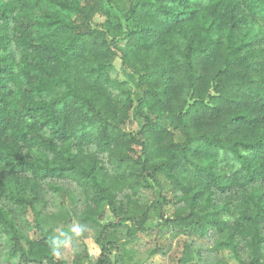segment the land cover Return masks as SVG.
<instances>
[{
  "label": "trees",
  "instance_id": "1",
  "mask_svg": "<svg viewBox=\"0 0 264 264\" xmlns=\"http://www.w3.org/2000/svg\"><path fill=\"white\" fill-rule=\"evenodd\" d=\"M106 4L116 20L96 28ZM116 58L139 98L112 79ZM25 176L81 187L96 264H114L123 231L129 261L155 236L152 255L184 238L176 264H196L211 229L239 264H264V195L248 189L264 183V0H0V198L24 214L39 202L12 183ZM150 191L174 208L154 226ZM0 229L25 264H66L50 238L19 245L1 207Z\"/></svg>",
  "mask_w": 264,
  "mask_h": 264
},
{
  "label": "rangeland",
  "instance_id": "2",
  "mask_svg": "<svg viewBox=\"0 0 264 264\" xmlns=\"http://www.w3.org/2000/svg\"><path fill=\"white\" fill-rule=\"evenodd\" d=\"M115 9L106 4L105 12L98 16L93 26L102 28L106 21L115 22ZM111 77L122 83L124 88L136 92L139 98L138 85L140 76L133 73L122 65L119 58H116L111 70ZM128 128L136 130L137 124H129ZM182 168L177 171L181 173ZM12 183L16 189L24 192L27 196H36L39 202L33 207H27L26 213L18 211L16 207L6 199L0 198V207L14 216L16 226L20 231L19 245L26 248V240H42L45 237L56 242L55 259L64 261L66 264H96L100 255V247L96 244L98 230L82 224L79 219L86 210L87 201L80 186L71 181L57 180H36L31 176L15 178ZM249 191L259 190L264 195V183H259ZM142 204H145L146 213L150 210V224L154 226L159 221H164L174 213L173 207H163L156 203L158 192L152 191L143 194ZM216 202L237 203L235 193L220 194L214 193ZM153 206V208H152ZM116 218L108 211L107 221H114ZM132 233L136 234L134 222L128 223ZM153 229V228H152ZM79 230L80 235H77ZM153 231H155L153 229ZM264 233V230H263ZM112 235V234H111ZM226 233L211 229L204 239L194 241L192 251L196 256V264H239L230 248L217 249V245L226 240ZM115 242V248L111 252L114 264H176L181 257L185 239L173 240L171 249L166 256L160 254L152 255V251L162 246L165 242L155 236H143L142 242L138 245V254L133 261H129L125 255L127 246L124 244L125 234L117 232L111 236ZM16 245V244H15ZM15 245L9 240L6 234L0 229V264H25L18 253L15 252ZM243 242H239V251L243 255ZM168 249V246H167Z\"/></svg>",
  "mask_w": 264,
  "mask_h": 264
},
{
  "label": "clouds",
  "instance_id": "3",
  "mask_svg": "<svg viewBox=\"0 0 264 264\" xmlns=\"http://www.w3.org/2000/svg\"><path fill=\"white\" fill-rule=\"evenodd\" d=\"M77 235H80V232H79V230H77ZM55 246H56V242L55 241H53V250L55 251Z\"/></svg>",
  "mask_w": 264,
  "mask_h": 264
}]
</instances>
